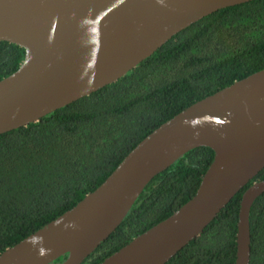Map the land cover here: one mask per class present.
Returning <instances> with one entry per match:
<instances>
[{"label":"water","instance_id":"water-1","mask_svg":"<svg viewBox=\"0 0 264 264\" xmlns=\"http://www.w3.org/2000/svg\"><path fill=\"white\" fill-rule=\"evenodd\" d=\"M253 0H0V41L25 49L0 81V135L115 83L173 36ZM214 159L196 194L99 264H166L264 169V69L192 104L142 140L70 210L0 255V264H82L119 227L154 177L189 151ZM264 180L243 194L236 264H250V211Z\"/></svg>","mask_w":264,"mask_h":264},{"label":"trees","instance_id":"trees-1","mask_svg":"<svg viewBox=\"0 0 264 264\" xmlns=\"http://www.w3.org/2000/svg\"><path fill=\"white\" fill-rule=\"evenodd\" d=\"M25 49L0 41V81ZM264 69V0L221 9L172 37L124 77L0 135V255L97 189L149 134L192 104ZM195 148L145 187L82 264H99L197 192L214 159ZM264 169L166 264H236L241 201ZM250 264H264V194L250 211ZM68 254L51 264H61Z\"/></svg>","mask_w":264,"mask_h":264}]
</instances>
